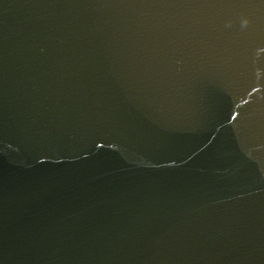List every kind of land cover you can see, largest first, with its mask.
I'll use <instances>...</instances> for the list:
<instances>
[{"label":"water","instance_id":"1","mask_svg":"<svg viewBox=\"0 0 264 264\" xmlns=\"http://www.w3.org/2000/svg\"><path fill=\"white\" fill-rule=\"evenodd\" d=\"M0 264H264V0H0Z\"/></svg>","mask_w":264,"mask_h":264}]
</instances>
